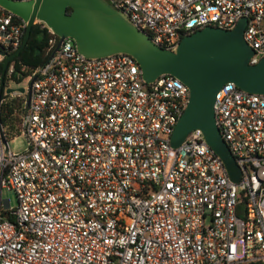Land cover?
Masks as SVG:
<instances>
[{
  "label": "built area",
  "instance_id": "2783aa9c",
  "mask_svg": "<svg viewBox=\"0 0 264 264\" xmlns=\"http://www.w3.org/2000/svg\"><path fill=\"white\" fill-rule=\"evenodd\" d=\"M103 1L170 50L244 17L248 62L264 55V0ZM33 24L50 34L48 58L23 92L0 88V103L24 98L25 142L12 152L0 137V264H264V94L231 82L215 93L214 122L239 169L232 181L199 129L170 145L188 96L180 80L145 82L129 54L87 57ZM25 25L0 4V62Z\"/></svg>",
  "mask_w": 264,
  "mask_h": 264
},
{
  "label": "water",
  "instance_id": "95a60500",
  "mask_svg": "<svg viewBox=\"0 0 264 264\" xmlns=\"http://www.w3.org/2000/svg\"><path fill=\"white\" fill-rule=\"evenodd\" d=\"M0 4L26 21L20 44L2 61L0 88L7 63L24 46L36 18L59 39L69 37L76 50L87 57L129 54L145 82L160 74L180 80L188 96L173 126L170 145L177 146L190 130L197 128L220 158L228 177L232 181L239 179V169L215 125L213 102L216 91L226 82L248 93L264 94V55L256 63L248 62L253 50L242 38L244 17L231 29L212 25L196 29L182 36L170 50L153 44L103 0H0ZM13 90L7 88L6 92ZM17 91L23 92L24 88ZM0 137L5 144L2 131Z\"/></svg>",
  "mask_w": 264,
  "mask_h": 264
},
{
  "label": "trees",
  "instance_id": "16d2710c",
  "mask_svg": "<svg viewBox=\"0 0 264 264\" xmlns=\"http://www.w3.org/2000/svg\"><path fill=\"white\" fill-rule=\"evenodd\" d=\"M70 8H66L69 12ZM50 34L45 27L32 24L28 38L21 50L11 58L13 71L7 76L3 74V85H6L8 78L20 80L27 76L34 68L41 65L49 56L51 50L48 49L47 38ZM2 62H0V72ZM24 98L20 96L3 95L0 103V123L3 128L4 136L7 139L19 134L20 116L24 111Z\"/></svg>",
  "mask_w": 264,
  "mask_h": 264
},
{
  "label": "rangeland",
  "instance_id": "374dc122",
  "mask_svg": "<svg viewBox=\"0 0 264 264\" xmlns=\"http://www.w3.org/2000/svg\"><path fill=\"white\" fill-rule=\"evenodd\" d=\"M27 83H28V77L27 76L21 78L18 81L15 79H12V78H8L6 81V86L8 88H12V89H17L19 87L26 89ZM8 95H10V94H8ZM10 96H15V95H10ZM7 144H8L9 149L12 152L21 151L25 146V142L23 140L22 135H16V136H13V137L7 139ZM2 195H3V197H7L9 199L11 206H15L16 200H15V196H14L12 191L2 190Z\"/></svg>",
  "mask_w": 264,
  "mask_h": 264
}]
</instances>
